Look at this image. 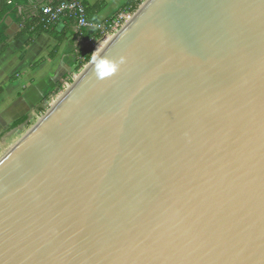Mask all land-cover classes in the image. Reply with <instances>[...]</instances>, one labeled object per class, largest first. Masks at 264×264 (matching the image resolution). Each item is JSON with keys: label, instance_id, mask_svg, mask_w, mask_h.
Listing matches in <instances>:
<instances>
[{"label": "water", "instance_id": "95a60500", "mask_svg": "<svg viewBox=\"0 0 264 264\" xmlns=\"http://www.w3.org/2000/svg\"><path fill=\"white\" fill-rule=\"evenodd\" d=\"M88 65L0 164V264H264V0H147Z\"/></svg>", "mask_w": 264, "mask_h": 264}, {"label": "crops", "instance_id": "0c3cea01", "mask_svg": "<svg viewBox=\"0 0 264 264\" xmlns=\"http://www.w3.org/2000/svg\"><path fill=\"white\" fill-rule=\"evenodd\" d=\"M128 1L85 0V3L87 8L102 3L94 19L104 22L118 13ZM27 2L36 6L43 4L44 0ZM25 10L32 15L34 9ZM4 25V34L10 40L8 48L0 56V134L6 132L16 120L29 118L32 112L41 110L44 99L56 87L58 79L68 74L69 68L75 65L76 55L87 44L70 23L60 43L54 35L42 34L25 48V36L11 41L20 31V25L9 18Z\"/></svg>", "mask_w": 264, "mask_h": 264}, {"label": "trees", "instance_id": "16d2710c", "mask_svg": "<svg viewBox=\"0 0 264 264\" xmlns=\"http://www.w3.org/2000/svg\"><path fill=\"white\" fill-rule=\"evenodd\" d=\"M68 0H44L43 4L31 6L28 4L27 0H12L8 4V0H0V56L6 51L9 46V38L4 34V22L6 19H11L12 21L20 25V31L17 32L11 39L15 41L23 36L27 38L25 43V48L33 44L35 39L42 34L54 35L58 43L62 41L64 34L66 33L67 27L70 23H73L71 18H65L59 24H45L42 22L44 19L43 15L39 12V8L43 5L56 6L62 2ZM86 8L87 18L92 22H97L94 17L95 14L102 7V3H97L91 8H87L85 0H81ZM136 0H129L123 8L116 13L114 16L118 15L120 12L127 11L131 14L135 13L138 9V4ZM18 8H22L24 11L22 14L18 13ZM33 8V13L26 12L25 9ZM113 16V17H114ZM92 50L90 48H83L79 54L76 55L75 65L76 69H80L82 66L89 64L91 62ZM51 57V54H50ZM28 120L27 117H22L15 122H13L8 130L15 129L21 125H24Z\"/></svg>", "mask_w": 264, "mask_h": 264}, {"label": "built area", "instance_id": "2783aa9c", "mask_svg": "<svg viewBox=\"0 0 264 264\" xmlns=\"http://www.w3.org/2000/svg\"><path fill=\"white\" fill-rule=\"evenodd\" d=\"M11 2L12 0H8V4H10ZM23 11L24 10L22 8H18L19 14H22ZM39 12L43 15L44 19L42 20V22H44L45 24L57 25L65 18H71L77 35H80V37H82V39H84L88 43L92 42L94 46L96 44L95 36L99 34H106V36L108 37L111 32H115L116 34H118L117 29H122L127 20L133 18L135 14L124 12L119 13L118 15L104 22H92L87 18L86 8L81 0H68L54 7L43 5L39 8ZM92 57L93 51L91 59ZM65 86L66 88H68L67 84H65ZM37 114L38 115L32 112V115L38 120L40 119V117L42 118L46 113L44 115L43 113Z\"/></svg>", "mask_w": 264, "mask_h": 264}, {"label": "rangeland", "instance_id": "374dc122", "mask_svg": "<svg viewBox=\"0 0 264 264\" xmlns=\"http://www.w3.org/2000/svg\"><path fill=\"white\" fill-rule=\"evenodd\" d=\"M145 1L146 0H136L135 1L138 4V9L142 6V4ZM124 12H127V11H123L120 13H124ZM117 31L120 32L121 28H118ZM109 36L111 39L114 40L117 34L115 32H111ZM106 37H107L106 34H99L95 36L96 43L106 41L107 40L105 39ZM110 43H108V46ZM102 44H104V42ZM94 47L95 46L92 42H89V43L87 42V44L85 45V48H90L92 51L94 50L93 49ZM101 50H104V46H102L99 51ZM87 65L88 64L82 66L80 69H76V65L71 66L69 68L68 74L63 78L58 79L56 87L53 88V90L44 99V101L42 102V105L40 106L41 110L38 109V111H34V113L36 115H38L37 113H43V115L45 113L48 114L59 103V101L65 96V94L69 92V90L72 88L71 85L74 82H77L79 80V78L84 73V69ZM65 84L68 85V88H66ZM44 116L42 118L38 116L40 117V119L37 120L32 114H30L28 120L25 122L24 125H21L12 130H7L6 132H3L2 134H0V159L5 158L14 149L16 144L29 131L35 128V126L44 118Z\"/></svg>", "mask_w": 264, "mask_h": 264}, {"label": "bare ground", "instance_id": "6f19581e", "mask_svg": "<svg viewBox=\"0 0 264 264\" xmlns=\"http://www.w3.org/2000/svg\"><path fill=\"white\" fill-rule=\"evenodd\" d=\"M145 4V3H144ZM131 20H132V18L131 19H129V20H127V22H126V24L124 25V27L125 26H127V24H129L130 22H131ZM123 27V28H124ZM122 28V29H123ZM105 39H107L106 41H103L104 42V44H102L103 42H98V43H96L95 44V47H94V50H93V60H94V62H96L101 56H102V54L109 48V46L114 42V40L113 39H111L110 38V36H108V37H106ZM113 40V41H112ZM112 41V42H111ZM111 42V43H110ZM108 43H110L109 44V46H108ZM102 46H104V50H101V51H99L100 50V48L102 47ZM89 68H90V65H87L86 67H85V69H84V73L82 74V76L79 78V80L84 76V74L89 70ZM78 80V81H79ZM77 81V82H78ZM72 89V88H71ZM70 89V90H71ZM69 90V91H70ZM63 99V98H62ZM61 99V100H62ZM60 100V101H61ZM59 101V102H60ZM59 104V103H58ZM57 104V105H58ZM56 105V106H57ZM55 106V107H56ZM54 107V108H55ZM53 110V109H52ZM51 112V111H50ZM49 112V113H50ZM48 113V114H49ZM45 118V117H44ZM43 118V119H44ZM43 119L35 126V128H33L31 131H29L17 144H16V146L14 147V149H16L35 129H36V127L43 121ZM13 149V150H14ZM13 150L6 156V157H8L12 152H13ZM6 157L5 158H2V159H0V164L6 159Z\"/></svg>", "mask_w": 264, "mask_h": 264}, {"label": "clouds", "instance_id": "9594fccd", "mask_svg": "<svg viewBox=\"0 0 264 264\" xmlns=\"http://www.w3.org/2000/svg\"><path fill=\"white\" fill-rule=\"evenodd\" d=\"M116 68H118V65H117V66H114V70H115Z\"/></svg>", "mask_w": 264, "mask_h": 264}]
</instances>
